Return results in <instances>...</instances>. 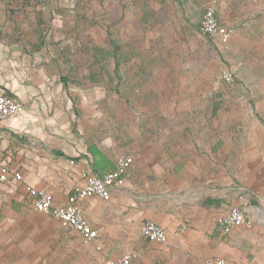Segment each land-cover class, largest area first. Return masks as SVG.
I'll use <instances>...</instances> for the list:
<instances>
[{
    "label": "crops",
    "instance_id": "obj_1",
    "mask_svg": "<svg viewBox=\"0 0 264 264\" xmlns=\"http://www.w3.org/2000/svg\"><path fill=\"white\" fill-rule=\"evenodd\" d=\"M208 1L172 0L176 8L166 16L170 26L178 28L190 21L198 29ZM215 1L218 21L235 30L225 54L236 59L228 63L236 84L227 89L220 83L228 92L238 93V100L251 101L240 115L263 131L260 118L254 115H264V0ZM149 15L156 22L161 19ZM14 64L0 57V95L13 89L9 96L28 102L21 113L0 122V164L22 176L20 182L0 184V264H85L88 259L94 264L127 251L136 254L132 264H204L212 257L228 264H264V173L253 169L251 174H241L245 163H264V131L245 151L234 152L233 146H240L238 140L218 135L177 140L166 149V145L150 144L131 151L133 163L123 187L114 189L106 202L95 197L80 202L84 218L97 232L96 240L83 246L76 232L50 215L34 212L26 189L47 188L53 204L61 205L80 172L89 169L103 174L113 169L115 161L93 157L83 144L69 145L66 125L57 120L47 124L42 122L45 117H38L52 110L34 108L29 105L30 95L3 86ZM212 98L222 101L227 94L219 91ZM217 114L226 115L221 108L216 112L205 108L200 121L188 126H197L209 136L217 127L222 132L226 124L213 123ZM9 133L22 138L25 146L10 140ZM226 163L233 167L227 169ZM232 206L255 223L251 228L237 227L224 237L217 222ZM145 221L164 229L165 244L140 236Z\"/></svg>",
    "mask_w": 264,
    "mask_h": 264
},
{
    "label": "rangeland",
    "instance_id": "obj_2",
    "mask_svg": "<svg viewBox=\"0 0 264 264\" xmlns=\"http://www.w3.org/2000/svg\"><path fill=\"white\" fill-rule=\"evenodd\" d=\"M175 8L172 0H0V57L15 61L3 86L30 95L34 108L58 113L38 117L66 125L69 145L83 144L105 162L132 156L142 145L166 149L177 140L217 135L238 140L234 152L249 149L264 130L240 115L251 101L220 83L235 57L190 21L170 26L166 16ZM10 90L4 92L13 95ZM219 91L227 98L215 101ZM27 102L21 101L24 109ZM205 108L226 113L213 118L226 124L222 132L189 128ZM254 117L264 128V115ZM8 137L25 146L13 133ZM253 169L264 173V163H245L241 174Z\"/></svg>",
    "mask_w": 264,
    "mask_h": 264
},
{
    "label": "built area",
    "instance_id": "obj_3",
    "mask_svg": "<svg viewBox=\"0 0 264 264\" xmlns=\"http://www.w3.org/2000/svg\"><path fill=\"white\" fill-rule=\"evenodd\" d=\"M198 32L201 36L208 38L215 45L226 47L232 39L235 30L232 27L221 24L216 17V1L209 0L203 9V13L198 25ZM220 82L231 89L236 84L235 73L230 69H224L220 74ZM24 110V105L9 95H0V122L14 117ZM133 163V157L120 154L115 160L112 170L97 174L89 169H84L79 174L69 191L67 202L61 205L53 204V195L47 188L27 187V193L31 199L32 209L36 213L50 215L58 220L62 226L70 228L76 232L83 246H88L97 238V232L88 224L83 216L80 202L88 197H95L101 201H108L116 188L124 185V177L128 168ZM13 181H22L19 171H11L5 164H0V184L10 185ZM264 223V221H261ZM254 219L245 215L239 208L232 206L227 213L222 216L217 226L222 236H229L234 229L240 226L251 228ZM140 236L163 245L166 243L164 229L158 224L145 221L139 229ZM98 249V248H97ZM136 257L133 251L122 253L116 258L99 260L94 264H132ZM167 264V263H161ZM204 264H228L224 259L212 257L205 260Z\"/></svg>",
    "mask_w": 264,
    "mask_h": 264
}]
</instances>
